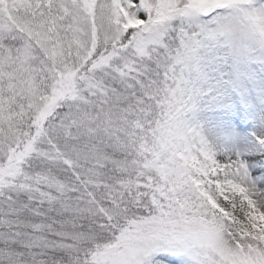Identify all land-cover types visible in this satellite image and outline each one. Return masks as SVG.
<instances>
[{
  "label": "snow or ice",
  "instance_id": "6c2138e0",
  "mask_svg": "<svg viewBox=\"0 0 264 264\" xmlns=\"http://www.w3.org/2000/svg\"><path fill=\"white\" fill-rule=\"evenodd\" d=\"M0 264H264V0H0Z\"/></svg>",
  "mask_w": 264,
  "mask_h": 264
}]
</instances>
